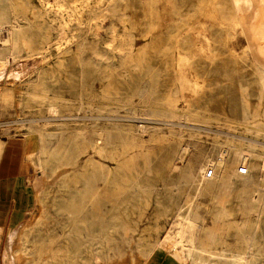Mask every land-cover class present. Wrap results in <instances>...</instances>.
Segmentation results:
<instances>
[{
  "label": "rangeland",
  "instance_id": "rangeland-1",
  "mask_svg": "<svg viewBox=\"0 0 264 264\" xmlns=\"http://www.w3.org/2000/svg\"><path fill=\"white\" fill-rule=\"evenodd\" d=\"M263 20L264 0H0V136L35 131L44 179L0 264H38L39 229L92 170L107 201L90 264H179L168 232L185 264H264Z\"/></svg>",
  "mask_w": 264,
  "mask_h": 264
},
{
  "label": "bare ground",
  "instance_id": "bare-ground-1",
  "mask_svg": "<svg viewBox=\"0 0 264 264\" xmlns=\"http://www.w3.org/2000/svg\"><path fill=\"white\" fill-rule=\"evenodd\" d=\"M111 2V0H110ZM101 3V2H100ZM233 3V2H232ZM59 5V4H58ZM234 5V4H233ZM62 6V5H61ZM235 8V7H234ZM114 13V12H113ZM238 14V13H237ZM240 14V13H239ZM264 21V20H263ZM30 24V23H29ZM10 25V24H9ZM14 26V25H13ZM15 27V26H14ZM19 27V26H18ZM17 28V27H16ZM19 31V29L17 30ZM18 34V32H17ZM18 37V36H17ZM18 39V38H17ZM12 41V40H11ZM11 45V44H10ZM6 46V45H5ZM82 46V45H81ZM81 51V49H80ZM87 57V56H86ZM82 60V59H81ZM66 61V60H65ZM86 62V60H85ZM81 64V63H80ZM84 64V63H83ZM82 66V65H81ZM98 76V75H97ZM85 83V82H84ZM72 87V86H71ZM82 106V105H80ZM80 109V108H79ZM50 111L57 113L58 108L55 105H51ZM65 118V117H64ZM66 119V118H65ZM71 119V118H70ZM73 119V118H72ZM75 119V118H74ZM78 119V118H76ZM81 119V118H80ZM97 119V118H96ZM99 120V119H98ZM97 120V121H98ZM76 125V124H75ZM144 126V125H143ZM80 127V126H79ZM101 129V128H100ZM52 131V130H51ZM93 132V131H92ZM36 132H29L27 139H34ZM38 133V132H37ZM43 132L40 131V136ZM98 136L96 139H91L92 149L95 152H101L103 150V144L105 137L103 131L98 130ZM38 135V134H37ZM94 135V134H93ZM106 135V134H105ZM39 136V135H38ZM43 138V137H42ZM249 139V138H248ZM51 140V139H50ZM42 141V140H41ZM71 141V140H70ZM257 143V142H256ZM248 144V143H247ZM70 145V144H69ZM220 145V144H219ZM235 146V145H234ZM37 147V146H36ZM43 147V146H42ZM79 147V143L75 141L72 146L73 149ZM232 148V147H231ZM235 148V147H234ZM233 148V149H234ZM238 152V151H237ZM240 153V152H239ZM33 152L29 154L30 156ZM228 155V154H227ZM240 155V154H239ZM238 155V156H239ZM244 155V154H243ZM226 156V155H225ZM233 156V155H232ZM237 156V159H238ZM67 157V156H66ZM59 158V157H58ZM203 159V158H202ZM224 159L219 161L218 166L224 163ZM239 160V159H238ZM90 164L95 167L96 161L91 159ZM191 161V160H190ZM226 161V160H225ZM231 161V160H230ZM201 163V161H200ZM232 163V161H231ZM238 163V162H237ZM236 163V164H237ZM234 164V163H233ZM253 164V163H252ZM190 165V163H189ZM101 166V164H99ZM217 166V167H218ZM192 167V166H191ZM199 167V166H198ZM201 167V166H200ZM242 167V166H241ZM246 167V166H243ZM224 168V167H223ZM248 168V167H247ZM263 169H264V153H263ZM216 170V169H215ZM240 167L238 169L239 173ZM198 171V170H197ZM199 172V171H198ZM203 172V171H202ZM234 172V171H233ZM65 173V172H64ZM197 172L192 170L188 171V177L194 179ZM249 173V172H248ZM202 175V174H201ZM247 175V174H246ZM243 176V175H242ZM249 176V175H248ZM204 179L207 178L203 175ZM235 177V176H234ZM241 177V174H240ZM247 177V176H246ZM233 178V177H231ZM100 179L97 172L92 170L86 177L84 187L79 189L74 188L71 191L69 199L64 200L60 204V209L63 208L66 211L65 219H53L52 225H46L44 228L39 229L37 241L34 244V260L38 264H90L94 260L98 261L101 258L103 252L102 247V234L106 230L105 218L106 214L103 212V207L107 201V196L103 187L97 185V181ZM103 180H107V177H103ZM203 179V178H202ZM235 179V178H234ZM239 179V178H238ZM245 179V178H244ZM249 179V178H248ZM194 181V180H193ZM231 181V180H230ZM197 182V181H196ZM236 182V181H235ZM234 183V182H233ZM201 184V178H200ZM236 184V183H235ZM231 185V184H230ZM254 186V185H253ZM200 187V186H199ZM232 187V186H231ZM204 188V187H203ZM230 190V189H229ZM263 189H261L262 191ZM258 192V191H257ZM263 193V192H262ZM253 199V198H252ZM257 199V198H256ZM264 201V200H263ZM220 203V202H219ZM249 203V202H248ZM251 204V202H250ZM218 205V204H217ZM222 207H220L221 209ZM59 209V208H58ZM223 209V208H222ZM224 211V210H223ZM261 211V210H260ZM259 211V212H260ZM226 212V211H225ZM220 214V212H219ZM260 215V214H259ZM186 217V216H185ZM219 217V215H218ZM258 219V218H257ZM188 223V222H187ZM258 223V222H257ZM264 226V225H263ZM259 228V227H258ZM257 228V229H258ZM127 231V230H126ZM180 231V230H179ZM255 232V231H254ZM180 233V232H179ZM19 234V233H18ZM58 234V235H57ZM57 235V236H56ZM175 235V234H174ZM185 235V234H184ZM261 235V233H260ZM64 238L63 241H59L60 237ZM51 237L56 239L52 240ZM178 238V237H176ZM49 242L47 243V240ZM58 239V240H57ZM28 241V240H27ZM30 243V242H29ZM31 244V243H30ZM161 246L169 247L174 255V258L179 264L186 263V254L183 249L176 246L174 238L170 232H168L162 242ZM159 245V246H160ZM251 245V244H250ZM193 246V244H192ZM196 246V245H195ZM261 246V245H260ZM182 247V246H181ZM184 247V246H183ZM199 247V246H198ZM248 247V246H247ZM246 247V248H247ZM190 248V246H189ZM203 248V247H202ZM251 248V247H250ZM188 249V248H187ZM192 249V248H191ZM258 249V248H257ZM262 249V248H260ZM197 250H199L197 248ZM196 250V251H197ZM192 251V250H191ZM212 251V250H211ZM246 251V250H245ZM238 252V251H237ZM189 254V250L187 252ZM198 253V252H197ZM201 253V252H200ZM206 253V252H205ZM214 253V252H212ZM208 254V253H207ZM206 254V255H207ZM204 255V254H203ZM211 255V254H210ZM215 255V253H214ZM219 255V254H218ZM225 255V254H223ZM209 256V255H208ZM197 257V256H196ZM201 257V254H200ZM228 257V256H227ZM217 258V257H216ZM219 258V257H218ZM251 258V257H250ZM200 258L197 260L199 261ZM213 259V257H212ZM220 259V258H219ZM218 259V262H219ZM223 259V258H222ZM234 264H247L248 259L245 252L238 253L233 256ZM252 259V258H251ZM28 260V259H27ZM203 260V259H202ZM205 260V259H204ZM224 260V259H223ZM227 260V259H226ZM24 261V260H23ZM188 261V260H187ZM190 261V260H189ZM206 261V260H205ZM215 261V259H214ZM213 261V262H214ZM229 261V260H228ZM197 262V261H196ZM216 262V261H215ZM214 262V264H215ZM231 262V263H232ZM98 263V262H97ZM202 263V262H200Z\"/></svg>",
  "mask_w": 264,
  "mask_h": 264
},
{
  "label": "crops",
  "instance_id": "crops-1",
  "mask_svg": "<svg viewBox=\"0 0 264 264\" xmlns=\"http://www.w3.org/2000/svg\"><path fill=\"white\" fill-rule=\"evenodd\" d=\"M35 143L26 136H0V250L2 241L26 222L44 187ZM32 151L35 157L29 155Z\"/></svg>",
  "mask_w": 264,
  "mask_h": 264
},
{
  "label": "built area",
  "instance_id": "built-area-1",
  "mask_svg": "<svg viewBox=\"0 0 264 264\" xmlns=\"http://www.w3.org/2000/svg\"><path fill=\"white\" fill-rule=\"evenodd\" d=\"M248 168L247 167H240V170H239V174H241V175H246V174H248ZM214 175V168H209L208 169V171H207V173H206V177L207 178H210V177H212Z\"/></svg>",
  "mask_w": 264,
  "mask_h": 264
}]
</instances>
